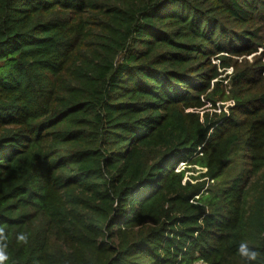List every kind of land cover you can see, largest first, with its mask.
Listing matches in <instances>:
<instances>
[{"label":"trees","instance_id":"trees-1","mask_svg":"<svg viewBox=\"0 0 264 264\" xmlns=\"http://www.w3.org/2000/svg\"><path fill=\"white\" fill-rule=\"evenodd\" d=\"M198 261L264 264V0H0V264Z\"/></svg>","mask_w":264,"mask_h":264},{"label":"rangeland","instance_id":"rangeland-1","mask_svg":"<svg viewBox=\"0 0 264 264\" xmlns=\"http://www.w3.org/2000/svg\"><path fill=\"white\" fill-rule=\"evenodd\" d=\"M178 167L179 168H181V167L183 168L184 167L183 163H181ZM189 173H192V172H189ZM193 173H197V172H193ZM195 264H202V262L201 261H198Z\"/></svg>","mask_w":264,"mask_h":264}]
</instances>
